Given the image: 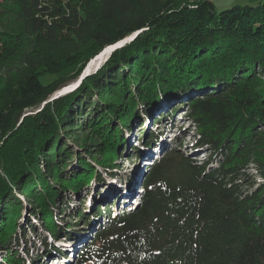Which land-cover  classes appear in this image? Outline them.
I'll list each match as a JSON object with an SVG mask.
<instances>
[{"label": "trees", "instance_id": "16d2710c", "mask_svg": "<svg viewBox=\"0 0 264 264\" xmlns=\"http://www.w3.org/2000/svg\"><path fill=\"white\" fill-rule=\"evenodd\" d=\"M136 31L77 88L49 100L104 47ZM261 75L264 0L220 10L214 0H0V264H39L28 246L24 256L19 250L39 226L54 237L76 233L55 218L65 192L99 178L97 164L118 175L124 131L140 107L149 117L164 97L183 94L198 144L210 147L206 161L167 153L150 167L136 208L110 217L73 264H264ZM64 133L83 145L73 150ZM74 160L78 168L66 170ZM251 163L262 181L241 184ZM16 191L35 221L20 224ZM81 201L73 216L84 228L100 204ZM42 239L52 255L55 245Z\"/></svg>", "mask_w": 264, "mask_h": 264}, {"label": "rangeland", "instance_id": "374dc122", "mask_svg": "<svg viewBox=\"0 0 264 264\" xmlns=\"http://www.w3.org/2000/svg\"><path fill=\"white\" fill-rule=\"evenodd\" d=\"M181 2H185V1H194V0H180ZM215 1V5L217 7L218 10L226 8V7H230L234 4H252V5H256L257 3H259L260 1L263 0H214ZM189 4V3H188ZM109 55V53H108ZM107 55V56H108ZM105 56V58L107 57ZM102 59L101 63H99V65L97 66H92V62L93 59L88 67L85 66L84 70L81 72V74L75 79V80H70L67 81L64 86H62L60 89H58L51 97L49 100H52L53 98L66 94L70 91H72L77 85L79 86V84L82 82V80L84 79V77H86L87 75L95 72L96 70H98L103 63L109 58L107 59ZM95 59V58H94ZM104 61V62H103ZM257 71L259 70V72L263 69L261 68H256ZM262 74V73H261ZM83 75V76H82ZM262 76V75H261ZM83 77V78H82ZM81 78V80H80ZM264 80V77H260ZM79 82V83H78ZM78 83V84H77ZM77 84V85H76ZM76 85V86H75ZM77 86V87H78ZM76 87V88H77ZM71 89V90H70ZM98 93L97 91L94 90V94L92 96V100L97 101L98 100ZM42 106V105H41ZM40 106V107H41ZM175 107H177L176 111L174 110ZM29 108L26 110V113H32L35 112L37 110H39V108ZM169 108L170 110H173L171 112L172 118L170 119V123L165 121L166 116H162L161 114L164 112H167ZM188 100L186 98V95L183 94L182 96L179 95L178 99H175L173 101L170 100H166V97L163 98V100L161 101L160 104V108H156L151 115L148 117L147 115H145L143 108L140 107L139 111H138V115L135 116L131 122V127L130 128H126L124 131V140H125V151L122 152L121 154H119V156H117V160H116V167H118L117 172L118 175H116L114 178H124L126 177V181L130 178L131 173L133 172V175H137L138 174V162H136V160H134V158L132 159L129 155L134 153V149L136 147L139 146L140 142H141V136L144 131L145 133L148 132H161V128L163 127L160 123H162L164 125L165 124H172V127H177V128H173V130L168 131V133L170 132V136H175V133H177V138H178V142L174 145V147L179 143L182 142L181 148H177L180 149L181 151H183L184 153H186L188 156H190L191 159L197 161L198 163H201L203 161H206L208 155H209V146H205L204 148L202 146H200V149H196L195 152L193 154H191L192 152L190 151V147L192 145H196V140L199 139V135L200 133L198 132L197 129V125L195 123V121H193L192 119H190L188 115ZM148 117V118H147ZM162 117V120L161 118ZM156 119V122L153 120ZM159 119L161 121H159ZM174 119V121H173ZM173 121V122H172ZM132 128V129H131ZM262 128H264V125H262ZM131 129V130H130ZM258 129H260V127H258ZM174 131V132H173ZM126 132H128V135L126 134ZM164 132V131H162ZM92 134L91 132L88 131H82L81 133H79V136L82 137H87V135ZM155 135V134H153ZM140 136V137H139ZM128 137H131V139H133V141H135V145L134 147L132 145L128 146L126 139ZM165 138V137H164ZM164 138H161L164 139ZM64 139H66L68 141V143L70 144V146L73 148V150H77V148L79 146H82L83 144H77L74 142L75 139L74 137H72L71 135H66L64 133ZM168 141H172L171 138L169 137V135L167 136ZM165 139V141H166ZM133 144V143H132ZM88 146H92L93 147V143L92 141H89V145ZM197 146V145H196ZM96 149V148H95ZM81 150V148H80ZM86 152L85 150H81V154ZM85 154V153H84ZM139 153L137 152L136 155L137 156ZM89 157H91V155L89 154ZM212 166H216V162L212 164ZM114 167V170H117V168ZM41 168L44 169L46 168L43 164H41ZM78 168L77 166V160H74V162L70 163V165L67 167L66 170L68 171H73L76 170ZM96 168H98V171L101 172V176L97 179H92L91 183L86 185L85 187H83L79 192H77L75 195L73 194H68L69 192H65L64 195V205L62 207L61 203L59 204V208H56V214L55 218L57 219V221H59L60 224H65L66 221H70L71 224H73V226H78L76 227L75 231L78 232L81 229V226H79L76 222L78 221L79 217L77 216H73V214L76 213L80 203L82 202V197L85 196V198H91L93 200L94 203L100 202L102 203V201H111L110 199L112 198L109 195V192L112 190L114 193H118L121 188V184L119 182H116V184H113L112 182H110V170L106 169L105 167L102 165L97 164ZM112 169V170H113ZM147 171V170H146ZM241 180H239L240 182H242L241 184H245L246 182L249 181H262L261 178H259L258 172L256 171L254 164L251 163L248 166H245L243 168H241ZM135 172V174H134ZM111 178V179H114ZM123 180V179H122ZM139 184V183H138ZM140 185V184H139ZM135 186L138 187V185L136 184ZM139 189V188H138ZM245 189H248V187ZM87 191L89 193H87ZM16 195L19 196V198L21 199V201L24 203V209L22 211V217L20 219V224L25 222V224L27 223V218L29 217L32 221H35V217H31L29 216V212L27 210V208H30V204L29 201L26 199V196L23 192H15ZM93 194V195H92ZM88 195V196H87ZM92 195V196H91ZM85 207H88L84 205ZM61 210L62 215L59 213V211ZM128 213V212H127ZM104 217L108 220H110L109 218H115L118 216H115V214H110L109 211H106L104 213ZM24 219V220H23ZM80 221V220H79ZM24 224V223H23ZM21 224V225H23ZM38 224V223H37ZM39 232L38 235L34 236L30 233V236H28V244H26L24 241H20L21 246L19 248L21 255L24 256L25 255V250H24V246H28L30 248V257H34L37 256L39 257L42 253V250L45 248V243L43 244L41 240H43V237H46L47 239H45L46 243L49 245V243L53 244L54 242H52L49 238V234L48 232L41 226H39ZM48 236V237H47ZM64 239V238H62ZM56 245V244H55ZM50 246H48L49 249ZM65 253H67V251H64ZM1 254V253H0ZM40 262H43L44 259H40ZM28 263V262H27Z\"/></svg>", "mask_w": 264, "mask_h": 264}, {"label": "bare ground", "instance_id": "6f19581e", "mask_svg": "<svg viewBox=\"0 0 264 264\" xmlns=\"http://www.w3.org/2000/svg\"><path fill=\"white\" fill-rule=\"evenodd\" d=\"M137 34H138V32L136 31V32H134V33H132V34H130L129 36H127V37H129V38H131V36H132V38L136 35L137 36ZM135 36V37H136ZM129 42V40L127 41V43ZM117 43V42H116ZM115 44V43H114ZM126 44V43H125ZM112 47H108V48H106L104 51H102L99 55H97L96 57H95V59L93 58V62H92V66H97V65H99V63H101V60L102 59H104L105 58V56H107L108 55V53H109V56L111 55V49ZM92 61V60H91ZM90 61V62H91ZM104 62V61H103ZM89 65H90V63H89ZM89 65H88V67H89ZM164 117V116H163ZM162 119V118H161ZM163 127L161 128L162 130H161V132H148V133H144V134H142V135H140L141 136V142H140V144H139V146L138 147H136L135 149H134V155H136V153L138 152H140V149H141V147L144 145V144H147V143H151V142H153V141H160L161 140V138H164V137H166V135L168 136L169 135V137L171 138V136H170V132L168 133V131H170V124H165L164 123V125L162 124V123H160ZM173 130V128L171 129V131ZM162 131H164V132H162ZM153 134H155V135H153ZM139 136V137H140ZM173 139H174V137H173ZM166 141H168V139H166ZM165 141V142H166ZM135 173V172H134ZM134 190H135V188H134ZM124 192V191H123ZM67 254V253H66ZM56 262H55V260L53 261V264H55Z\"/></svg>", "mask_w": 264, "mask_h": 264}, {"label": "water", "instance_id": "95a60500", "mask_svg": "<svg viewBox=\"0 0 264 264\" xmlns=\"http://www.w3.org/2000/svg\"><path fill=\"white\" fill-rule=\"evenodd\" d=\"M138 33L140 32V31H137ZM136 36V35H135ZM135 36L132 38V36H131V38H129V37H126V38H124V39H122V40H120V41H118L117 43H115V44H111V45H108V46H106V47H104L103 48V50L102 51H104L106 48H108V47H112L111 49V52H113L115 49H117V48H120V47H122L123 45H125V43H127V41L129 40V41H131V40H133L134 38H135ZM101 51V52H102ZM101 52H99L97 55H99ZM97 55H95L93 58H95ZM109 56V55H108ZM108 56L105 58V59H107L108 58ZM93 58H91L89 61H88V63H87V65L89 64V62L93 59ZM86 65V66H87ZM83 76V75H82ZM83 78V77H82ZM80 80H81V78H80ZM79 83V82H78ZM77 83V84H78ZM76 84V85H77ZM75 85V86H76ZM71 90V89H70Z\"/></svg>", "mask_w": 264, "mask_h": 264}]
</instances>
